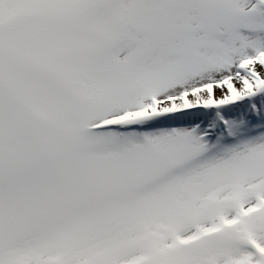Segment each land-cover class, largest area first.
I'll return each instance as SVG.
<instances>
[{
  "label": "snow or ice",
  "instance_id": "snow-or-ice-1",
  "mask_svg": "<svg viewBox=\"0 0 264 264\" xmlns=\"http://www.w3.org/2000/svg\"><path fill=\"white\" fill-rule=\"evenodd\" d=\"M0 264H264V0H0Z\"/></svg>",
  "mask_w": 264,
  "mask_h": 264
}]
</instances>
